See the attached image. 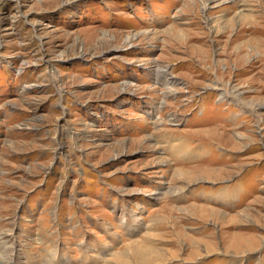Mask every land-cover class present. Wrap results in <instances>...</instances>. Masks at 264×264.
<instances>
[{
    "label": "rangeland",
    "instance_id": "1",
    "mask_svg": "<svg viewBox=\"0 0 264 264\" xmlns=\"http://www.w3.org/2000/svg\"><path fill=\"white\" fill-rule=\"evenodd\" d=\"M0 264H264V0H0Z\"/></svg>",
    "mask_w": 264,
    "mask_h": 264
}]
</instances>
